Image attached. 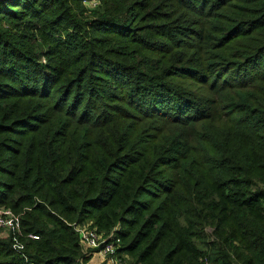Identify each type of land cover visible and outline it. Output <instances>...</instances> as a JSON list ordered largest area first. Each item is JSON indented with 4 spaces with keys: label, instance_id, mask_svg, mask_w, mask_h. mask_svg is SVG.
<instances>
[{
    "label": "trees",
    "instance_id": "1",
    "mask_svg": "<svg viewBox=\"0 0 264 264\" xmlns=\"http://www.w3.org/2000/svg\"><path fill=\"white\" fill-rule=\"evenodd\" d=\"M0 207V264H264V0H0Z\"/></svg>",
    "mask_w": 264,
    "mask_h": 264
},
{
    "label": "built area",
    "instance_id": "2",
    "mask_svg": "<svg viewBox=\"0 0 264 264\" xmlns=\"http://www.w3.org/2000/svg\"><path fill=\"white\" fill-rule=\"evenodd\" d=\"M95 3V2H93ZM19 214L16 215L9 208L0 207V235L8 236L12 228L17 229ZM76 231L81 235L82 240L86 245L98 248V254L107 264H129L125 262L122 257L115 254V244L107 239L102 238L97 233L89 230L87 227L81 225H74ZM30 237L36 239L38 235H30Z\"/></svg>",
    "mask_w": 264,
    "mask_h": 264
}]
</instances>
